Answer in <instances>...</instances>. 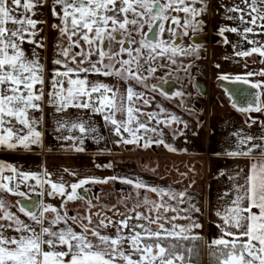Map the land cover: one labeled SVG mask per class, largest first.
Returning a JSON list of instances; mask_svg holds the SVG:
<instances>
[{"label":"snow or ice","instance_id":"obj_1","mask_svg":"<svg viewBox=\"0 0 264 264\" xmlns=\"http://www.w3.org/2000/svg\"><path fill=\"white\" fill-rule=\"evenodd\" d=\"M241 3L243 8H225V18L237 26L221 27L218 34H236L240 42L233 47L241 50L234 55H257L264 64V39H260L264 38V0ZM45 7L58 21L51 25L59 33L51 68L37 51L47 48L41 33L48 20L38 11ZM208 8V0H0V148L31 151L43 146V116L36 114L44 112L47 85V103L57 113L73 109L89 114L70 128L58 122V131L68 128L81 134L61 137L72 142L69 150L82 152L85 139H100L93 135L97 128L91 120L92 114H98L111 125L117 144L177 151L165 142L159 125L171 127L183 121L159 105L156 112H144L154 97L132 84L169 98L160 91L168 83L167 76L151 85L147 81L160 70L169 76L175 72L190 75L192 64L180 58H198L199 49L177 43V32L189 36L202 31L205 21L201 17ZM166 32L168 39L163 38ZM224 42L231 43L227 37ZM256 76L262 79L253 80ZM105 78L119 81L124 90ZM219 79L259 90L239 111L264 112V70L246 71L231 80L225 74ZM175 96L183 98L185 92ZM235 135L239 136L236 148L226 155L248 162L226 175L232 184L221 195L223 203L215 212L219 234L208 242L209 264H264V135ZM64 173L76 175L68 169L55 174L46 168L33 172L0 162V193L20 198L10 201L0 195V264H203L204 238L198 231L203 224L197 216L202 213L191 203L187 189L127 176L85 177L70 183ZM109 181L133 189L117 202L127 211L113 204L102 206L103 215L93 212V199L98 197L86 199L80 192H90L87 185ZM30 193L59 197L60 204L33 201ZM77 200L88 210L70 215L67 203Z\"/></svg>","mask_w":264,"mask_h":264},{"label":"rangeland","instance_id":"obj_2","mask_svg":"<svg viewBox=\"0 0 264 264\" xmlns=\"http://www.w3.org/2000/svg\"><path fill=\"white\" fill-rule=\"evenodd\" d=\"M208 5L209 8L207 13L201 17V19L205 21L202 31L208 35H214L216 37L214 38L212 46H208L202 52L198 51V58H180L183 62L192 64V68L189 70L190 75L184 72H175L173 75L169 76L164 70H160L155 76L150 77L149 81H147V83L151 85L152 83H158V77L167 76L168 81L172 80L173 84H175L174 87L176 86V91L185 92V96L180 98L174 95L172 98H165V96L160 95L159 92L153 93L149 89H143L140 85L132 84L137 91H144L147 97H154L151 99L150 105L144 106V112H156L158 111L157 106L159 105L172 114L177 115L183 121V123L173 124L171 127L159 125L165 133V142L177 149V151L170 152L167 148L156 145L144 149L137 147L136 145L117 144L116 141L118 138L114 134L111 125L107 124L102 116L92 114V122L94 123V120L96 119V127H98L97 133L93 135H98L100 139L96 140L88 138L87 141L83 143V148L99 152V156H97L96 159L98 165L111 164L112 166L110 168L100 167L103 169H99L98 167L95 168L96 166H93L90 163L80 169L74 168L69 170V168H67L69 172L76 171V175L71 177V175L65 173L69 176L65 178L66 180L72 183L85 177L106 178L112 176H127L140 177L148 183H156L163 187L171 186L177 190L187 189V192L191 197V203L201 209L202 214H197V216L198 222L203 224L205 209L204 195L206 187L211 184V174L209 175L208 169L207 148L210 141L214 142L218 139L220 140L223 138L221 136H224L220 131L218 132V125L224 124L225 126L233 127V124L238 122L242 126H245L246 120L249 123V121L264 117V112L244 113L236 110L230 104L225 93L217 85L212 86L210 84L211 90L209 89L206 98H201L197 89L194 88V84H196L194 80L203 83L207 82L209 84L212 83L213 78H219L221 75L225 74L229 75L231 80L237 74L252 71V69L254 71V68H251L250 64L257 65L260 63L257 55L247 58H241L234 55V51L240 50V48L234 49L233 47V45L240 42V38L236 34L225 33L224 36L218 34L219 28L227 26L225 23L232 24L228 27H235V23H233L234 21L225 18V8L234 5H239L243 8L244 4L241 3V0H208ZM222 5L224 7H221ZM38 11L43 13L41 18L47 19L48 25L42 26L45 28V31L41 33V36L45 39L47 48L37 49V51L43 57L45 66L51 68L53 67L51 61L55 56L54 46L59 39V33L53 29L51 25L58 21L52 16L48 7L38 9ZM229 14L235 15L233 13ZM180 15L182 16L183 14ZM144 30L145 32L148 31L147 25ZM195 33L196 32H194V34ZM179 36L181 37V44L185 47L189 46L190 35L181 36L180 31L178 30L177 38H179ZM225 37H227L231 43L226 44L224 42ZM163 38L168 39L167 32L164 34ZM192 46L195 47L194 45ZM25 48L28 49L30 46L25 45ZM224 57L228 58V62L223 60ZM245 63L248 65L247 68L244 67ZM263 65L264 64H262V66ZM215 66H219L217 67L218 71L214 70ZM252 79L254 80V78ZM255 79L260 80L262 78L256 76ZM75 112L78 113L77 117H80L79 119L87 120L89 118V114L81 110L69 109L67 111V113ZM36 115L43 116V113H37ZM117 118L120 119L121 117L118 116ZM41 123L44 132L46 130L44 120H42ZM152 124L155 125V121H153ZM185 124L187 127H185ZM48 127L49 125H47V129ZM72 132L73 131L66 130L63 132V135H68L69 133H76V137L81 135L78 131ZM48 138H50L49 132L47 134V139ZM225 138H228V136H225ZM49 141L51 142V139H49ZM65 144H67L65 147H70L71 142H66ZM59 147L63 148L64 146ZM27 170L39 172L40 169L32 168ZM211 173H213L212 170ZM89 188H91V191L87 192L89 197H98V199H93L95 207L92 208V211L101 212L102 215V206L117 204L126 193L133 192L131 186L120 183L119 181H109L108 184L91 185ZM148 195L152 197L151 193ZM18 198L19 197H17V199ZM49 199L54 201V206H59V197H49ZM12 200L14 201L16 198H12ZM184 206L187 207V205ZM67 207L70 211L75 212V214L79 213L81 215L88 210L87 205L79 200L68 202ZM117 207L120 211H127V208L123 204H117ZM141 211H143V209H141ZM108 215H112V213L109 212ZM169 215H171V213H169ZM177 223H187V221L179 220ZM77 231H79V228H77ZM198 231L200 232V230Z\"/></svg>","mask_w":264,"mask_h":264},{"label":"crops","instance_id":"obj_3","mask_svg":"<svg viewBox=\"0 0 264 264\" xmlns=\"http://www.w3.org/2000/svg\"><path fill=\"white\" fill-rule=\"evenodd\" d=\"M233 23H235L234 25L236 27L237 22L234 21ZM209 24L211 25L210 22ZM225 24L227 26L232 25L230 23H225ZM260 39H264V38H260ZM242 45L244 46V48L250 47L246 43H242ZM257 58L260 61L261 58L258 56ZM250 65L251 68H254V72L264 70V65L262 66L261 63H258L257 65L254 64H250ZM253 78L254 80H258L255 79V77ZM105 81L109 83H113L117 87H120L121 91L124 90V88L121 87V83L117 80H113L111 78H105ZM48 90L49 88L46 85L45 86L46 96H45V105L43 112V120L46 130L44 131V136H43V146L42 147L34 146L31 151H23V150L10 151L0 148V162L19 165L21 168L25 170L38 168L40 169L39 171H42L43 169L46 168L50 173L53 174H55L57 171L63 172V170L61 169H67V168H69V170H72L74 168L80 169L81 167H85L90 163L93 166H96L95 168H97L98 163L96 159L97 156H99V152H94V150H87L86 148H84V151L82 152H75L74 150H69V147H65L67 146V144L65 143L70 141L66 139H61V137H67V136L76 137L77 135L76 133L75 134L73 133L76 131H73L72 132L73 134L69 133L68 135H63V132L68 130L71 124L73 122H77V120L80 117H77L78 116L77 112H75V114L67 113V112L57 113L54 110L53 106L47 103ZM258 91L259 90H257V92ZM261 99H264V97H261ZM236 110L239 111V109ZM253 121H249L248 123V121L246 120L245 126H242L238 122H235L233 124L234 125L233 127H228L225 126L224 124L223 125L220 124L218 125V132L220 131L221 134L224 135L221 136L223 138L220 140L218 139L214 142L211 141L209 142L207 148L208 149L207 158H208L209 175L211 174V184L206 187V191L204 195L205 209L203 215V228L200 230V234L203 236L205 240V245L207 246H208V242L216 238L217 235L219 234V229L216 227V225L220 223V220L215 215V212L217 208L220 206V204L223 203V201L220 200L221 195L224 194L232 184L231 180L226 179V175L234 174L240 168L246 167V164L248 162L247 159L243 157H229L226 155L228 151L235 150L236 148L239 136L235 134L237 133H239L240 135L247 134L254 137H259L261 135H264V127H262V125H264V117L254 119ZM58 122L67 124L68 128L58 131L57 130L59 127ZM94 124L96 126V119L94 120ZM47 125H49L48 129H47ZM96 128L98 129V127ZM48 132L50 138L47 139ZM225 136H228V138H225ZM49 139H51V142L49 141ZM85 141H87V139H85L84 142ZM59 146H64V147L60 148ZM98 168L103 169L104 167L103 168L98 167ZM211 170L213 171V173H211ZM64 175L65 178L69 177L65 173ZM71 177H73V175H71ZM56 178L57 177L55 175L52 176V179L55 180ZM1 194L4 197H6L7 200L10 199V201L12 200V198L17 199V197H12L7 193H1ZM30 194L32 196L35 193H30ZM46 195L42 197L39 196L40 200H43L45 203L53 204L54 201H51L52 199H49V197ZM69 214L74 215L75 212L70 211Z\"/></svg>","mask_w":264,"mask_h":264},{"label":"flooded vegetation","instance_id":"obj_4","mask_svg":"<svg viewBox=\"0 0 264 264\" xmlns=\"http://www.w3.org/2000/svg\"><path fill=\"white\" fill-rule=\"evenodd\" d=\"M173 15H175V13H173ZM189 35L191 37V39L189 38V45H194L195 47H198L199 51H201V52L204 51V49L207 48L208 46H212L214 43V38L216 37L214 35H208L207 33H204L203 31L196 32L195 34L193 32H190ZM176 39H177V43L181 44V37L180 36H179V38L176 37ZM227 59L228 58H225V57L223 58V60H225V62H228ZM214 70L218 71V68L215 66ZM213 80H212V83H209V84L207 82L203 83L201 81L194 80V82L196 83V84H194V88L197 89L200 97L206 98L208 96L209 89L211 90V85L212 86L217 85L225 93L226 97L230 101V104L233 106V97L229 94V91H228L226 85H231V84H236V83H231L230 81H222L218 77L213 78ZM174 85L175 84H173V81L169 80L168 83L164 84L163 88L160 89V91L167 93L168 97L172 98L175 95V93L178 92V91H176L177 88H176V86L174 87ZM192 86H193V83H192ZM234 108L238 109L236 105ZM86 187H90V186L87 185ZM93 191H95V190H93ZM80 192L82 195L85 196L86 199L89 198L88 193H85L82 189L80 190Z\"/></svg>","mask_w":264,"mask_h":264},{"label":"water","instance_id":"obj_5","mask_svg":"<svg viewBox=\"0 0 264 264\" xmlns=\"http://www.w3.org/2000/svg\"><path fill=\"white\" fill-rule=\"evenodd\" d=\"M229 94L233 97V104L237 106L238 109L241 107H246L249 102H251L257 93L256 89H252L248 85L243 84H231L226 85ZM32 200H40V197L36 194L32 195ZM25 203H30L26 201Z\"/></svg>","mask_w":264,"mask_h":264},{"label":"trees","instance_id":"obj_6","mask_svg":"<svg viewBox=\"0 0 264 264\" xmlns=\"http://www.w3.org/2000/svg\"><path fill=\"white\" fill-rule=\"evenodd\" d=\"M209 250L208 246L205 245V240H204V250H203V264H209Z\"/></svg>","mask_w":264,"mask_h":264}]
</instances>
